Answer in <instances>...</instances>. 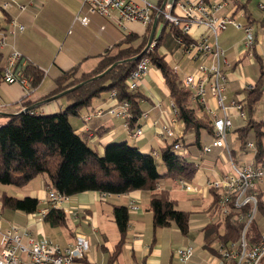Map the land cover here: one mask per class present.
Instances as JSON below:
<instances>
[{"label":"crops","instance_id":"0c3cea01","mask_svg":"<svg viewBox=\"0 0 264 264\" xmlns=\"http://www.w3.org/2000/svg\"><path fill=\"white\" fill-rule=\"evenodd\" d=\"M82 1L17 0L25 4L26 9L21 11L17 5L11 8L8 18L18 16L25 24V29L18 32L11 40L33 65L44 70L45 76L26 99L24 97L27 95L20 84L0 83V96L3 103L0 108V124L5 123L9 115L23 111L26 107L25 102H32L31 107L37 113L50 114L64 109L70 103L68 96L49 101L45 98L55 89V79L64 71L71 69L82 72L91 71L102 57L114 51L115 45L129 34L136 35L139 41L148 37L150 39L155 22L149 26L131 22L128 23L126 29H123L116 17L108 18L100 14H90L91 22L84 25L76 18L81 11ZM151 1L162 2L164 0ZM262 1L264 0H229L228 6L220 13L232 15L242 25H251L256 35V44L253 50L249 51L246 47L243 28L229 25L218 34L219 46L225 51L229 61V64H225L223 68L227 77L225 93L228 104L238 95L246 99L247 95L242 91L250 85H255L261 75V66L256 55L264 62V10L259 6ZM83 11L86 12V9ZM7 21L0 11V24L7 27ZM156 21L154 37L155 41L161 42L165 34L163 33L165 23L160 19ZM166 30L170 32V27ZM209 33L206 27L195 26L190 37L197 39ZM168 36L165 43H160L159 51L165 55L167 63L179 73L181 80L186 74L196 73L200 63L211 62L209 59L202 61L200 58H190L175 36L172 33ZM213 40L212 37L211 41ZM256 70H258L257 75L254 77ZM138 90L142 95L140 106L143 115L135 126L142 127L143 133L140 136L134 137L131 134V127L126 126V119L122 116L109 113V109L119 104L117 98L113 97L110 92L102 93L95 99V104L92 101L90 106L81 111V116L74 117L78 121H75V124L72 123L79 133L89 134L91 145L100 153H103L106 144L114 141H128L143 152L151 153L154 150L161 152L165 145L172 142L173 139L168 142L163 141L159 133L162 124L174 119L176 121L175 134L177 138H181L186 157L196 163L198 171L195 178L190 181L194 187L193 191L186 190L178 179L171 177L163 179L160 187L170 190L171 197L176 201L179 209L191 212L189 234L184 235L179 228L173 229V226L152 231L151 192L145 190L113 195L106 201L101 198V193L98 191H86L69 196L67 205L72 212L78 215L66 212L67 224L62 227H52L37 217L38 212L49 206V202L46 205L47 191L32 190L30 196L39 198L41 202L40 209L36 213L4 208L1 200L2 194L0 196V221L4 229L12 225L27 227L34 239L48 238L64 247L73 243L78 234H83L90 240V250L78 264H178L173 257L174 250L190 244L196 246L197 251L186 264H208V259H211L212 255H219L217 242L220 238L208 240L210 243L207 244L206 228L213 223H223V216L207 181L222 177L229 172L232 164L228 153L221 147H213L210 152L203 151V145L210 144L213 140V134L207 130L201 131L199 144L194 132L184 130V124L177 119L171 91L165 77L156 65L150 66L148 73L141 79ZM208 105L217 106L216 99L210 93ZM98 110H103L102 114H96ZM218 111L222 112L221 109ZM230 113L233 115L234 127L228 134L227 142L233 159L237 164L256 159L254 150L247 146L243 147L237 133L238 128L247 124L248 115L246 119H243L232 108H230ZM89 115L91 118L87 119ZM254 118L264 120V93L256 105ZM253 140L254 137H251L249 142H254ZM160 172L165 173L166 167L164 166ZM44 181L46 183L45 177ZM263 184L264 182L259 185L262 187ZM133 202L139 208L137 211H130L127 237L119 253L114 255L121 239L119 229L118 236H115L113 232L117 227L114 206H129ZM4 209L7 211L4 212ZM88 215L92 217V220L86 219ZM50 228L61 229L57 231V236H62L64 241L59 242L53 239L49 234ZM220 230L223 234L224 230L222 228ZM25 242L27 243L28 240L25 239ZM213 242L214 246L211 244ZM172 243L175 248H172ZM23 259L27 264L28 257L23 255Z\"/></svg>","mask_w":264,"mask_h":264},{"label":"trees","instance_id":"16d2710c","mask_svg":"<svg viewBox=\"0 0 264 264\" xmlns=\"http://www.w3.org/2000/svg\"><path fill=\"white\" fill-rule=\"evenodd\" d=\"M0 27L5 26L0 24ZM167 27H170V32L176 40L181 37L179 28L169 26L166 21L163 33ZM183 38L186 43L192 41L188 36L184 35ZM148 42L149 37L139 41L136 35L129 34L115 45V51H110L102 57L91 71L82 72L77 69L64 71L55 79V89L45 96L48 100L54 95L80 85L65 94L70 98V103L64 109L50 114L37 113L31 107L32 102H25L26 107L23 111L9 115L8 120L0 124V183L20 187L27 185L39 175H46V187H53L68 197L86 191L113 195L135 190L150 191V209L153 212L155 229L167 228L175 224L182 234L188 235L191 212L179 209L176 201L171 197L170 190L159 187L160 182L165 178L188 181L195 178L198 167L186 157L183 147L181 151H176L173 143L170 142L161 149V152L158 151L159 156H155L153 151L143 152L128 141H114L106 144L103 153H100L91 145L89 134L79 133L71 121V117L81 116V111L90 106L93 99L102 93L116 92L115 98L119 103L127 101L130 104L127 121L131 129H134L143 115L140 106L142 95L138 88L128 87L127 78L136 68L140 58L147 54L152 64L156 65L165 77L176 108L177 119L184 124V130L194 132L198 144L202 130H207L214 136L213 120L207 109L203 104L193 102L191 91L183 86L179 73L167 63L165 55L159 51L161 43L159 40H156L153 50L149 52L146 50L137 60H129L142 53ZM256 58L261 66V75L255 85H250L242 91L247 95L244 109L248 115V122L238 128L237 133L243 147H246L250 138L254 137L256 160L262 161L264 160V120H256L254 113L264 93V62L258 55ZM115 63L116 66L106 72ZM4 66L5 56L0 52V77ZM25 71L28 76L33 77L34 87H37L45 76L44 72L33 64H29ZM27 97L25 96L24 99ZM180 139L177 138L176 142L181 141ZM157 158L163 161L166 167L165 173L160 172ZM212 190L218 205L219 194L215 189ZM1 198L4 208L25 213H36L41 205L40 199L33 196L17 197L4 193ZM248 209L250 207L244 210L248 211ZM258 214L263 216L260 218H264L262 194H259ZM231 217L233 214L224 218L223 223H213L206 228L207 244L214 238L228 242L240 236L243 225L233 222ZM114 218L121 234L114 251L115 255L121 250L129 230V207L115 205ZM44 221L52 227L65 226L66 212L51 207L45 214ZM221 228L224 230L223 234ZM260 233L248 234V236L250 235L249 238L253 241L260 237Z\"/></svg>","mask_w":264,"mask_h":264},{"label":"built area","instance_id":"2783aa9c","mask_svg":"<svg viewBox=\"0 0 264 264\" xmlns=\"http://www.w3.org/2000/svg\"><path fill=\"white\" fill-rule=\"evenodd\" d=\"M229 0H164L162 3L151 0H83L81 11L77 15V20L84 25L91 22L90 14H100L108 18H117L119 25L126 29L128 23L139 22L149 26L160 19L176 26L181 32V37L177 38L184 47V51L192 59L200 58L202 62L197 67V72L186 74L182 78V84L192 93L194 102H199L205 106L208 114L213 120L214 136L210 144L203 146L204 152H210L213 147L226 149L232 170L222 177L209 179L207 185L215 189L219 194L217 207L220 209L223 219L233 214L231 220L237 224H242L240 236L237 239L224 242L219 240V255H212L208 259V264H263L264 262V231L257 240L251 241L248 234L251 223L256 219L259 204L258 186L264 182V160L252 159L242 164H237L231 154L227 138L229 132L234 127L233 115L230 108L236 110L238 116L247 118L244 109V97L241 95L227 103V77L224 65L229 64L227 55L218 43V34L229 25L243 28L245 31V43L249 51L253 50L256 44V35L251 25H242L232 15L220 14L228 6ZM23 11L26 5L17 0H1L0 11L2 16L8 19L7 27H0V52L5 56V66L0 77V83L20 84L29 96L34 90L33 77L26 74V67L32 62L23 55L11 40L18 32L25 29V24L18 16L8 18V13L13 6ZM259 6L264 10V1ZM86 9V12L83 11ZM206 27L209 34H203L197 39L186 43L183 36L190 37L193 27ZM214 38L211 41V38ZM191 38V37H190ZM156 41H152L147 52L153 50ZM152 65L149 55L144 54L137 63L136 68L127 78V85L130 89L139 88L143 76H145ZM44 71V70H43ZM209 93L216 99L217 106L208 105ZM116 92L112 93L115 97ZM0 96V108L2 107ZM129 102H121L117 107L109 109V113L117 114L127 121ZM175 108V105L173 104ZM176 109V108H175ZM221 109V113H219ZM103 110H98L96 114H102ZM91 116V115H90ZM90 116L87 119L91 118ZM176 121L162 124L160 137L163 141L172 140L176 151H181L183 142L177 141L174 125ZM134 137L143 133L142 127L138 126L130 129ZM247 147L254 150V142H248ZM155 156H159L157 150L153 151ZM188 191H193L194 187L188 180L178 179ZM160 187V186H159ZM113 194L101 193L103 200H109ZM69 197L61 194L53 187L47 188V201L49 206L37 213V217L43 221L49 208L63 209L65 212H72L67 205ZM129 211H137L138 205L134 202L129 204ZM250 207L248 211L245 208ZM87 220H92L89 215ZM25 239L28 242H25ZM90 250V240L83 234H78L75 241L67 246L42 238L36 240L27 227L12 225L3 229L0 221V264H25L23 255L28 257L27 264H78ZM197 251L196 246L190 244L180 246L173 252L174 259L178 264H186L193 258Z\"/></svg>","mask_w":264,"mask_h":264},{"label":"rangeland","instance_id":"374dc122","mask_svg":"<svg viewBox=\"0 0 264 264\" xmlns=\"http://www.w3.org/2000/svg\"><path fill=\"white\" fill-rule=\"evenodd\" d=\"M254 6L256 7V4H255V2H254ZM171 33L169 32V30H166L165 31V34H164V36H163V39H162V41H161V44H163V43H165L167 40H168V35H170ZM114 51H115V49H114ZM188 62H190V61H188ZM187 62V63H188ZM183 66V65H182ZM256 67H258L257 66V64H256ZM257 69V68H256ZM258 69H259V67H258ZM257 71L258 70H256V74L254 75V77L257 75ZM182 72V71H181ZM255 72V71H254ZM251 75H252V73H251ZM95 99H97V98H95ZM95 99L93 100V104H95ZM71 121L74 123L75 121L77 122L78 121V119H76V118H74V117H71ZM75 124V123H74ZM157 164H158V168H159V170H163V167L165 166L164 165V163H163V161L160 159V158H157ZM230 170H232V169H230ZM229 170V171H230ZM44 177L46 178L47 176L46 175H39V176H37L36 178H34L32 181H30L27 185H25V186H15V185H6V184H1L0 183V196L2 195V194H4V192H7L8 194H12V195H16V196H21V197H25V196H30V194H31V192H32V190L33 189H35V190H37V191H39V190H45V191H47V187H46V183H45V181H44ZM181 186V185H180ZM182 187V186H181ZM258 191L260 192V194H262V195H264V184L262 185V187H261V185H259L258 187ZM47 201V200H46ZM48 204V201L46 202V205ZM41 207H43V206H41ZM185 207V206H184ZM186 208V207H185ZM7 210L6 209H4V212H6ZM256 220L253 222V224L251 225V227H250V229H249V234L250 235H255V234H257V233H259V232H263L264 231V218H260V217H263V216H261V215H256ZM115 224V223H114ZM173 227V229H176V226H175V224H173L172 225ZM4 229V228H3ZM49 229V228H48ZM155 229V227L154 226H152V231ZM157 229V231H159L160 230V228H156ZM61 229H51L50 228V232H49V234L53 237V239H55V240H57V241H59V242H62V241H64V238L61 236H57V231H60ZM114 233H115V236H118V228L117 227H115L114 228V231H113ZM260 233V234H261ZM162 234V233H161ZM170 235V234H169ZM249 235V236H250ZM126 237H127V235H126ZM161 240V239H160ZM221 240V239H220ZM218 244H220L219 243V241L217 242ZM212 244V246H214V242L213 243H211ZM172 248H175L174 247V244L172 243ZM175 260V259H174ZM175 262H177L176 260H175ZM178 263V262H177ZM263 264H264V262H263Z\"/></svg>","mask_w":264,"mask_h":264},{"label":"water","instance_id":"95a60500","mask_svg":"<svg viewBox=\"0 0 264 264\" xmlns=\"http://www.w3.org/2000/svg\"><path fill=\"white\" fill-rule=\"evenodd\" d=\"M156 25H157V21H155V23H154V28H153L152 35H151V37H150V39H149V42H148V45H147V47L144 49V51H142V53H140L139 55H137V56H135V57H132V58L129 59V60H137V59H139V58L144 54V52L147 50V48H148V46L150 45V43L153 41V37H154V32H155ZM116 64H117V63L113 64V65H112V66H111L106 72H108L110 69H112L114 66H116ZM79 86H80V85H76V86H74V87H72V88H70V89H67V90H65V91H63V92H61V93H59V94H57V95H54V96L51 97L50 99H52V100H54V99H58V98L64 96L65 94H67L68 92H70V91H72V90L78 88ZM50 99H48V101H49Z\"/></svg>","mask_w":264,"mask_h":264}]
</instances>
